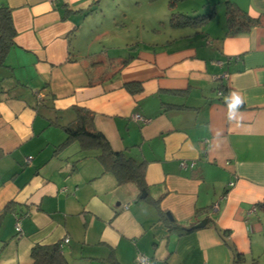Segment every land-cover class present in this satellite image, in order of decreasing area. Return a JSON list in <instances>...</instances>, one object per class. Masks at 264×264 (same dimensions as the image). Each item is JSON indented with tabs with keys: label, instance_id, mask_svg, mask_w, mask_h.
<instances>
[{
	"label": "crops",
	"instance_id": "crops-1",
	"mask_svg": "<svg viewBox=\"0 0 264 264\" xmlns=\"http://www.w3.org/2000/svg\"><path fill=\"white\" fill-rule=\"evenodd\" d=\"M232 1L252 17L264 13V0ZM141 2L0 0L16 31L0 66V264H30L34 244L65 237L69 264L261 257L264 211L253 208L264 202V26L229 36L211 19L140 40L128 56L90 45L93 25ZM130 82L141 89L128 91ZM232 92L245 101L239 125L227 119ZM75 106L92 112L114 151L145 161L144 197L104 172L95 151L64 142ZM170 222L192 229L179 233Z\"/></svg>",
	"mask_w": 264,
	"mask_h": 264
},
{
	"label": "trees",
	"instance_id": "trees-1",
	"mask_svg": "<svg viewBox=\"0 0 264 264\" xmlns=\"http://www.w3.org/2000/svg\"><path fill=\"white\" fill-rule=\"evenodd\" d=\"M147 1L151 2L154 0ZM190 1L167 0V7L170 12L168 23L172 28H200L212 19L214 15L213 9L205 13L188 14L184 4ZM223 4L225 35L234 36L245 33L253 27L264 26V13L252 17L232 0H223ZM15 34L11 9L7 6H0V66H5V57L8 49L13 45ZM127 60L128 58H125L122 64L126 63ZM222 85L219 88L220 95L226 90L224 85ZM125 87L132 93L141 89V86L135 82L126 83ZM40 92L38 91L37 93ZM224 102L226 103V100ZM73 110L75 113L74 119L63 126L66 134L64 142L75 140L82 151H95V158L101 164L103 171L112 173L118 185L132 181L140 190L144 189L146 191V183L144 181L145 161H137L123 151H114L104 135L94 128L92 112L76 106L73 107ZM5 208L7 210L14 207L10 203ZM255 208L264 211V202L257 203ZM170 227L179 233L192 229L174 222H170ZM59 243L34 244L30 250V264H69L63 255ZM233 254L232 264L244 263L245 259L242 254L236 251ZM247 264H264V251H262L260 258H252Z\"/></svg>",
	"mask_w": 264,
	"mask_h": 264
},
{
	"label": "rangeland",
	"instance_id": "rangeland-1",
	"mask_svg": "<svg viewBox=\"0 0 264 264\" xmlns=\"http://www.w3.org/2000/svg\"><path fill=\"white\" fill-rule=\"evenodd\" d=\"M184 6L188 14L205 13L213 9L212 30L225 25L223 0H191L185 3ZM153 13H155V16ZM115 15L123 18L121 12L112 13L110 17L102 19L103 24L101 26L93 25V18H90L89 21L87 20L89 24L93 25L88 38L90 45L93 48H101L102 44L105 45V53L109 56H113V54L128 56L140 40L148 42L156 35L160 39L161 37L169 38L172 35L171 32L177 29L172 28L168 23L170 12L167 7V0H154L151 2L142 0L141 6L137 11L131 8L126 12L121 28H116L112 25L113 20L116 18ZM152 21H157L156 29H153L154 25L150 24ZM204 28L205 25L200 27V29ZM180 30L177 29L176 31Z\"/></svg>",
	"mask_w": 264,
	"mask_h": 264
},
{
	"label": "clouds",
	"instance_id": "clouds-1",
	"mask_svg": "<svg viewBox=\"0 0 264 264\" xmlns=\"http://www.w3.org/2000/svg\"><path fill=\"white\" fill-rule=\"evenodd\" d=\"M244 99L243 97L236 93L232 92L230 95L226 98V103H227V119L230 122H236L237 125H239L240 120H241V113L240 109L244 104Z\"/></svg>",
	"mask_w": 264,
	"mask_h": 264
},
{
	"label": "built area",
	"instance_id": "built-area-1",
	"mask_svg": "<svg viewBox=\"0 0 264 264\" xmlns=\"http://www.w3.org/2000/svg\"><path fill=\"white\" fill-rule=\"evenodd\" d=\"M50 1H53V0H50ZM36 95H37L38 99H41L42 96H43L41 93H37ZM132 118L134 120L140 121L141 123H147L150 120V119H148V118H146V117H144V116H142L140 114H134L132 116ZM30 159H31V156L26 157V161H30ZM230 184H232V182H230ZM213 208L216 209V205H214ZM253 209H256V208L254 207ZM15 229H16L17 232L20 231V222H19V218L18 217L15 220ZM68 241H69V239L67 237L63 238L62 241L59 243L60 248H62L63 245L65 243H67ZM135 260H136V262L138 264H150V260L147 257H145L144 255H142V254H137L136 257H135Z\"/></svg>",
	"mask_w": 264,
	"mask_h": 264
},
{
	"label": "water",
	"instance_id": "water-1",
	"mask_svg": "<svg viewBox=\"0 0 264 264\" xmlns=\"http://www.w3.org/2000/svg\"><path fill=\"white\" fill-rule=\"evenodd\" d=\"M146 194V191L144 189L141 190V197H144ZM169 216V215H168ZM170 217V216H169ZM206 220L203 219L201 221H199L197 224L194 225V227H202L203 225H205Z\"/></svg>",
	"mask_w": 264,
	"mask_h": 264
}]
</instances>
